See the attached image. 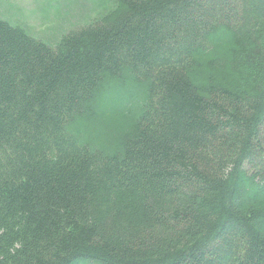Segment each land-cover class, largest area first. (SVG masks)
<instances>
[{
    "label": "trees",
    "instance_id": "obj_1",
    "mask_svg": "<svg viewBox=\"0 0 264 264\" xmlns=\"http://www.w3.org/2000/svg\"><path fill=\"white\" fill-rule=\"evenodd\" d=\"M0 264H264V0L0 16Z\"/></svg>",
    "mask_w": 264,
    "mask_h": 264
},
{
    "label": "rangeland",
    "instance_id": "obj_2",
    "mask_svg": "<svg viewBox=\"0 0 264 264\" xmlns=\"http://www.w3.org/2000/svg\"><path fill=\"white\" fill-rule=\"evenodd\" d=\"M114 0H0V16L56 45L70 29L107 11Z\"/></svg>",
    "mask_w": 264,
    "mask_h": 264
}]
</instances>
